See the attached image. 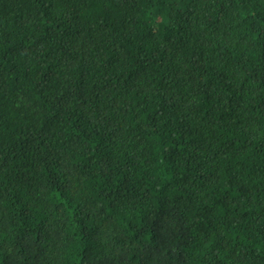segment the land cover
Instances as JSON below:
<instances>
[{
    "label": "trees",
    "instance_id": "trees-1",
    "mask_svg": "<svg viewBox=\"0 0 264 264\" xmlns=\"http://www.w3.org/2000/svg\"><path fill=\"white\" fill-rule=\"evenodd\" d=\"M0 264H264V0H0Z\"/></svg>",
    "mask_w": 264,
    "mask_h": 264
}]
</instances>
